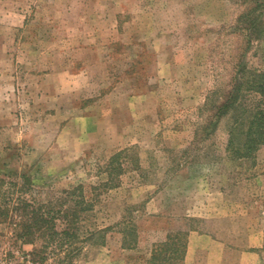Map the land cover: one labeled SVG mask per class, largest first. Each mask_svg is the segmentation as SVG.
I'll return each instance as SVG.
<instances>
[{"label": "rangeland", "instance_id": "rangeland-1", "mask_svg": "<svg viewBox=\"0 0 264 264\" xmlns=\"http://www.w3.org/2000/svg\"><path fill=\"white\" fill-rule=\"evenodd\" d=\"M251 1L0 0V209L22 174L83 209L69 262L0 216V264H264V144L237 154L264 95L208 127L264 72Z\"/></svg>", "mask_w": 264, "mask_h": 264}, {"label": "trees", "instance_id": "trees-1", "mask_svg": "<svg viewBox=\"0 0 264 264\" xmlns=\"http://www.w3.org/2000/svg\"><path fill=\"white\" fill-rule=\"evenodd\" d=\"M263 15L264 0H252L245 11L238 17L239 24L234 27V30L246 35V38L249 37L247 46L253 42L254 36L257 38L256 40H264ZM252 77L253 81L251 77H247V79L243 78L242 81L238 82L239 84L236 85L229 99L216 108L214 115L215 120H212V123H209L208 127L214 122L215 124L218 123L220 117L227 115L231 110L238 109V103L240 106L244 107V104L238 101L241 93H244V89L248 92H257L264 95V72H257L253 74ZM262 104L263 101H259L256 107L253 108L252 115L249 118L247 136L242 143L244 151L237 152L240 157H251L252 154L264 144V108ZM229 145H233L232 140ZM242 148L240 150H242ZM2 183L1 187L4 188V180ZM30 183V176L27 174H22L19 181L11 183L13 187L12 190H14L12 193L18 192V197L14 205L0 209V216L5 221L11 218V220L17 224L13 234L16 238L22 239L23 242L35 244L39 239H43L45 242L48 241V244L45 243L46 245L42 246L45 250L43 252H46L50 248L49 245L54 244L57 240L59 243H57L58 245L54 250L57 248L65 250L64 242L67 238V262H69L74 252L73 250H75L73 247L75 244L74 240L79 236L76 224L81 220V210L83 209H79V202H76V205L71 209H63V206L55 209L51 202L46 204L28 199L26 195L31 189L29 187ZM18 185H20V187H18ZM26 187H28V189ZM7 194L8 193H5L4 195L6 196ZM7 197L10 202L11 199L9 194ZM9 202L7 203L9 204ZM8 204L6 206H8ZM12 215H16L18 218L16 217L17 219L14 220ZM91 235H93V233ZM184 247L185 249L187 247L186 241L183 243L182 248ZM158 251L153 255L151 262L160 259L163 250L159 253Z\"/></svg>", "mask_w": 264, "mask_h": 264}, {"label": "crops", "instance_id": "crops-1", "mask_svg": "<svg viewBox=\"0 0 264 264\" xmlns=\"http://www.w3.org/2000/svg\"><path fill=\"white\" fill-rule=\"evenodd\" d=\"M214 243H216V241H215ZM226 258L229 259V257H226ZM204 261H205V259H203L202 261L199 260L198 264H201V263H203ZM223 261H225V258H224V257H223Z\"/></svg>", "mask_w": 264, "mask_h": 264}]
</instances>
